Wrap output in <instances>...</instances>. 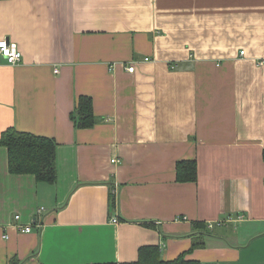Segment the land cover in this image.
<instances>
[{"label": "crops", "instance_id": "obj_1", "mask_svg": "<svg viewBox=\"0 0 264 264\" xmlns=\"http://www.w3.org/2000/svg\"><path fill=\"white\" fill-rule=\"evenodd\" d=\"M164 1L161 18L156 0H0V40L22 54L0 56V142L56 143L53 184L9 174L0 145V264L132 263L146 247L264 264V0ZM182 161L196 181L176 180Z\"/></svg>", "mask_w": 264, "mask_h": 264}, {"label": "trees", "instance_id": "obj_2", "mask_svg": "<svg viewBox=\"0 0 264 264\" xmlns=\"http://www.w3.org/2000/svg\"><path fill=\"white\" fill-rule=\"evenodd\" d=\"M73 117L76 127L89 129L94 126L92 101L81 96ZM0 145L5 147L7 169L11 175H29L36 183L53 184L56 180V143L53 139L37 137L9 129L1 136ZM176 180L178 182L196 181V164L193 161H182L176 164ZM203 246L200 240L193 242L190 252ZM186 253L172 261H164L156 247L139 250L138 259L132 263L122 264H203L198 261L186 260Z\"/></svg>", "mask_w": 264, "mask_h": 264}, {"label": "built area", "instance_id": "obj_3", "mask_svg": "<svg viewBox=\"0 0 264 264\" xmlns=\"http://www.w3.org/2000/svg\"><path fill=\"white\" fill-rule=\"evenodd\" d=\"M241 55H243V52H241ZM0 56L4 58L7 64L10 66L18 65L22 59V54L20 50L18 49V46L15 43L10 42L6 39L0 40ZM145 61H148V59H145ZM257 64L259 66L263 65L264 60H259ZM133 69H134L133 67H130L127 69V71L131 73L133 72ZM111 162L116 163V160H112ZM113 193L116 194V191H114ZM45 212H46L45 209L42 207L36 210V217L34 219V225H37L38 228L41 226V218ZM18 219L19 217L15 216V220L17 221ZM113 223L116 224L117 219H114ZM223 224H224L223 222L217 221L214 223H209L207 227L209 229H213L215 226L223 225ZM17 230L20 234H29L32 231L30 226H26V227L18 226Z\"/></svg>", "mask_w": 264, "mask_h": 264}, {"label": "rangeland", "instance_id": "obj_4", "mask_svg": "<svg viewBox=\"0 0 264 264\" xmlns=\"http://www.w3.org/2000/svg\"><path fill=\"white\" fill-rule=\"evenodd\" d=\"M165 3L166 2L164 0H156V12H157V16L158 17H161V15H162L161 11L164 8V4ZM171 3H172V5H176V8L173 9V10L177 11V9H178V0H176V4L173 1ZM187 3H189V1Z\"/></svg>", "mask_w": 264, "mask_h": 264}]
</instances>
